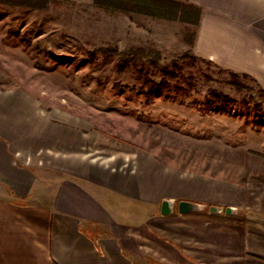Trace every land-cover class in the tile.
<instances>
[{"label": "crops", "instance_id": "obj_1", "mask_svg": "<svg viewBox=\"0 0 264 264\" xmlns=\"http://www.w3.org/2000/svg\"><path fill=\"white\" fill-rule=\"evenodd\" d=\"M189 2L202 10L195 54L264 86V0ZM99 138L0 90V264H264V195ZM165 200L199 207L167 216Z\"/></svg>", "mask_w": 264, "mask_h": 264}, {"label": "rangeland", "instance_id": "obj_2", "mask_svg": "<svg viewBox=\"0 0 264 264\" xmlns=\"http://www.w3.org/2000/svg\"><path fill=\"white\" fill-rule=\"evenodd\" d=\"M195 38L180 21L113 13L95 0L0 6V90H23L45 110L87 121L100 148L148 150L263 197L264 86L197 56ZM124 55L138 60L123 70ZM213 91L234 102L217 103Z\"/></svg>", "mask_w": 264, "mask_h": 264}, {"label": "trees", "instance_id": "obj_3", "mask_svg": "<svg viewBox=\"0 0 264 264\" xmlns=\"http://www.w3.org/2000/svg\"><path fill=\"white\" fill-rule=\"evenodd\" d=\"M49 1L50 0H0V6L43 10L47 7ZM95 4L99 8L113 13H137L170 22L180 21L195 27L196 34L202 18V10L190 3L189 0L185 2L179 0H95ZM137 58L138 57L135 55L122 56V69H127L131 63H136L138 60ZM157 85H162L163 87L165 83ZM211 96V99L217 103L230 104L234 102L232 98L222 93L213 91Z\"/></svg>", "mask_w": 264, "mask_h": 264}, {"label": "water", "instance_id": "obj_4", "mask_svg": "<svg viewBox=\"0 0 264 264\" xmlns=\"http://www.w3.org/2000/svg\"><path fill=\"white\" fill-rule=\"evenodd\" d=\"M198 207L199 206L197 204L187 202V201H182V202H179L178 204H175L171 202L170 200H165L162 204V213L163 215L168 216V215L173 214L177 209L178 212H180L181 214H186V213L197 210ZM211 210L213 212H218L220 208L212 207ZM232 211H233L232 208H228L226 210L227 213H231Z\"/></svg>", "mask_w": 264, "mask_h": 264}]
</instances>
